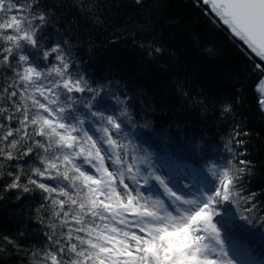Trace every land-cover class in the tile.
I'll return each mask as SVG.
<instances>
[{"label": "snow or ice", "instance_id": "obj_1", "mask_svg": "<svg viewBox=\"0 0 264 264\" xmlns=\"http://www.w3.org/2000/svg\"><path fill=\"white\" fill-rule=\"evenodd\" d=\"M197 3L264 61V0ZM46 22L39 0H0V161L28 163V184L49 202L38 264H236L223 228L225 206L247 205L252 215L240 219L264 223L254 213L256 194H243L250 162H233L244 153L228 147L232 158L209 169L211 178L193 193L133 140L126 105L119 115L102 107L103 86L73 72L59 44L41 53L37 34ZM256 90L264 111V79ZM16 167L6 190L22 187L23 168Z\"/></svg>", "mask_w": 264, "mask_h": 264}, {"label": "trees", "instance_id": "obj_2", "mask_svg": "<svg viewBox=\"0 0 264 264\" xmlns=\"http://www.w3.org/2000/svg\"><path fill=\"white\" fill-rule=\"evenodd\" d=\"M39 2L47 17L37 34L41 53L59 44L73 72L103 86L102 107L119 115L126 105L132 138L157 168L180 181L186 176L197 190L211 178L209 169L232 158L228 147L243 152L233 161L250 162L243 194H256L254 213L264 217V111L256 90L264 78L256 65L264 63L207 7L197 0ZM17 163L22 187L6 190ZM31 172L23 159L0 161V264H38L34 253L45 250L51 211L42 190L28 184ZM245 207L225 206L229 251L238 264H264V223L241 220L252 215Z\"/></svg>", "mask_w": 264, "mask_h": 264}, {"label": "rangeland", "instance_id": "obj_3", "mask_svg": "<svg viewBox=\"0 0 264 264\" xmlns=\"http://www.w3.org/2000/svg\"><path fill=\"white\" fill-rule=\"evenodd\" d=\"M263 79H264V78H263ZM257 87H258V86H257ZM109 167L111 168V164H109ZM182 177H183L182 180H181L182 183H190L188 180H186V179H187L186 176H182ZM173 179H174V180H177V179H175V178H173ZM190 184H191V183H190ZM191 191H192L193 193L199 195V193L196 192V188H195L194 185H192V184H191ZM236 264H238V263H236Z\"/></svg>", "mask_w": 264, "mask_h": 264}, {"label": "water", "instance_id": "obj_4", "mask_svg": "<svg viewBox=\"0 0 264 264\" xmlns=\"http://www.w3.org/2000/svg\"><path fill=\"white\" fill-rule=\"evenodd\" d=\"M205 6V5H204ZM205 7H207L208 8V6H205ZM209 9V8H208ZM213 16H214V14H213ZM215 17V16H214ZM217 20H218V18L217 17H215ZM219 21V20H218ZM220 22V21H219ZM221 24H222V22H220ZM222 26L230 33V30H228L227 28H226V26H224L223 24H222ZM231 34V33H230ZM235 40H237L238 42H240L238 39H235ZM240 43H242V42H240ZM243 44V43H242ZM245 46V45H244ZM246 47V46H245ZM247 48V47H246ZM249 52H250V50H248ZM251 53V52H250ZM252 54V53H251ZM254 57H255V55L254 54H252ZM258 60H259V58L258 57H256ZM260 61V60H259ZM260 62H262V63H264V61H260Z\"/></svg>", "mask_w": 264, "mask_h": 264}]
</instances>
